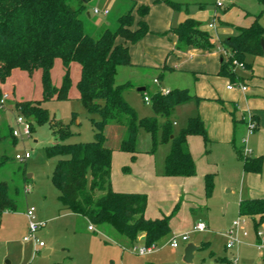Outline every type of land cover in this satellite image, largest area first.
I'll return each mask as SVG.
<instances>
[{
    "label": "trees",
    "instance_id": "trees-1",
    "mask_svg": "<svg viewBox=\"0 0 264 264\" xmlns=\"http://www.w3.org/2000/svg\"><path fill=\"white\" fill-rule=\"evenodd\" d=\"M91 0H0V84L5 83L15 69L28 73L43 72L45 99L56 93L59 99H68L71 85L69 68L72 63L81 67L78 83L80 100L93 120L94 140L88 143H66L73 133L61 121L52 123L56 143L46 147L48 157H59L52 175V183L59 192L61 211H69L86 217L92 225L110 226L117 234L132 244L145 235V245L157 244L167 236L170 217L158 220L145 218L148 197L145 194L118 193L112 188L111 172L114 149L109 146V128L120 137L118 151L135 155L138 152L140 131L152 138V150L159 144H170L166 157V177H194L196 164L188 148L189 136H201L207 141V131L199 115L189 118L185 127L176 130L171 120L173 112L180 106L198 101L189 89H174L167 94L158 91L149 95L154 116L140 118L134 108L125 100L124 93L132 84H117L120 67L131 65L130 48L121 43L135 44L149 33L143 20L149 7H132L116 19L112 25H102L93 35L86 29L82 14ZM264 3V0H259ZM176 8L171 0H156ZM141 17L136 25V14ZM236 36L223 40L228 60L222 59L220 75L235 84L242 82L236 71V63L250 69L247 56H261L264 53L262 41L264 29L255 21L249 28H238ZM178 38L177 50L194 48L206 52L217 49L212 36L201 30L198 22L187 19L170 30ZM56 59H61L66 69L62 89L56 90L51 82V70ZM2 93L0 91V100ZM15 110L39 126L51 123L49 111L41 102H19ZM75 120V117H74ZM32 125V133L34 126ZM6 128V127H5ZM0 139H5L1 135ZM109 129V130H108ZM13 145L18 140L13 130L6 128ZM238 157L247 172L259 173L263 158L252 159L238 150ZM133 160L135 156L132 157ZM7 161L0 153V169ZM214 190L213 175L206 176V194ZM19 188L16 187V193ZM18 201L11 195L10 185L0 181V217L5 212H16ZM240 215L260 223L264 222V199L245 200L240 204ZM226 264H234L227 259Z\"/></svg>",
    "mask_w": 264,
    "mask_h": 264
},
{
    "label": "rangeland",
    "instance_id": "rangeland-1",
    "mask_svg": "<svg viewBox=\"0 0 264 264\" xmlns=\"http://www.w3.org/2000/svg\"><path fill=\"white\" fill-rule=\"evenodd\" d=\"M204 1L210 5L214 0ZM231 1L227 0L225 6L221 9L222 11L220 10L218 13L217 20L214 21L217 29H220L222 23L234 29L245 28V26L248 27L257 20L264 29V3L259 0H233V3H230ZM103 2L104 4H102ZM121 4H118V2L113 3L110 0H91L87 2L86 10L81 15L87 31L95 35L102 25H112L122 13V9L119 7L122 6ZM207 4H205V7L208 6ZM96 6L102 10H110V14L107 17L96 15L94 13ZM227 8H230V10L223 13ZM223 16L226 17L223 18ZM217 45L219 44L217 43ZM257 57L264 59V53ZM228 58L227 55L226 60ZM255 59L254 56L246 57L250 69L244 66L236 67L238 75L244 80L246 79L244 75L247 76L248 73L255 77L254 67L261 66L260 63L256 64ZM132 72L129 68H122L118 73L117 83H135V80H133L134 73ZM156 74L151 72L146 77L145 85L149 95H153L157 90L158 86L154 80L159 78L155 76ZM69 76L71 85L68 91V99L65 100L59 99L56 93L51 99H45L43 72L41 70L32 73L22 70L13 71L11 77L5 83L0 84L2 95L8 94L10 96L8 100L9 108L14 110L15 104L19 102H41L42 107L49 111L51 121V123L39 126L31 120L34 126L32 136L17 139L16 145H13L11 138L5 137L8 135L7 130L3 131L2 129L1 131V135L5 139H0V153L6 155L7 161L0 169V181L9 183L11 195L18 201V209L13 213L5 212L0 217V264H121L122 257H119L118 260V256L116 257L118 249L115 248L125 249L127 258L132 262L145 259L139 257L134 251V246L124 244L110 226L93 225L97 229V234H91L88 231L91 223L81 217L71 216L54 219L60 213L62 206L59 201V192L52 183V175L60 158H50L46 153V147L56 143L51 125L55 121H61L64 125L70 127L73 135L65 141L66 143H88L94 140L92 121L100 120L98 115H91L80 100L78 83L81 79V67L78 63L71 64ZM65 77L66 69L63 62L61 59H56L51 70V82L56 90L60 91L62 89ZM189 78L186 79L185 76L180 74H168L165 76V80H162V85L174 90L176 89L174 87H177L176 84L191 83L190 89L194 91L195 78ZM225 79L228 80L229 85H234L230 79ZM170 84L174 87H170ZM137 90L138 88H135L124 93L131 107L135 109L140 118L146 115L148 117L154 116L151 105L144 102V92H138ZM236 90H240V88L236 87ZM189 111V108L186 111L182 109L177 115L175 111L173 112L171 120L176 130L186 126V113ZM237 111L235 107L232 114H236ZM58 116H60L59 119ZM14 120L11 112L4 113L0 126L4 125V127L12 130L15 127ZM108 134L109 146L118 149L121 136L117 133L114 134L111 129ZM241 135L242 133L237 135V145L241 143ZM150 143L152 145L150 136L141 130L138 150L143 151L148 146L150 148ZM204 143L206 152L209 153L212 149V142L209 137ZM170 149V144L161 143L158 145L155 151L158 163L163 162L166 152ZM26 152L31 154L26 162L16 160L17 154L23 155ZM249 155L247 156L249 157ZM228 169L231 170L230 164H223L222 172ZM30 175H32V178L29 177ZM212 175L214 190L206 207L196 209L195 212L189 209L188 213H181L182 220L181 218L177 220L178 224H176L178 226H176L177 229H180L178 233H183L179 235H189V241H180V248L177 251L184 250L187 243L202 247V250L197 251L196 261L192 264H226L223 261L224 259L232 261L234 264H264V251L258 250V245L260 243L264 244V222L260 223L259 219L253 221L249 217L241 216L238 213V191L241 181L239 179H232L234 182L229 180L231 186H227L225 177L220 182L216 173ZM26 185L31 188L29 194H25ZM16 187L19 188L18 193H16ZM29 207H35L40 217L51 220L48 228H43L37 234L38 239L45 243V248L40 249L37 253L33 242L27 243L23 240L28 235V220H26L27 217L25 218V212ZM174 211H176V207L173 213ZM235 220H241L245 224L239 230L240 243L232 249H228L226 246L230 240L226 236V231ZM199 222L208 225L207 231L203 233L194 232V227ZM245 232L247 233L246 236H244ZM257 232L263 234L261 240L258 239ZM174 236L172 235V238ZM48 250L52 251L51 254L45 255ZM175 252L166 249L161 254L172 257ZM149 257L151 256H147V258ZM181 264L187 263L182 262Z\"/></svg>",
    "mask_w": 264,
    "mask_h": 264
},
{
    "label": "crops",
    "instance_id": "crops-1",
    "mask_svg": "<svg viewBox=\"0 0 264 264\" xmlns=\"http://www.w3.org/2000/svg\"><path fill=\"white\" fill-rule=\"evenodd\" d=\"M110 1L113 3L118 2V4L122 2V6H119L122 9V13L128 11L134 3L137 4V8L141 6L149 7L147 16L143 18L148 25L149 33L135 44L121 41V43L128 45L130 48L131 65L120 67L118 73H120L122 68H129L133 71V80H135V83H131L132 88L127 91L138 88L137 91L139 92L140 89L145 88L144 91H140L145 92L147 90L145 85L147 81L146 77L151 72L157 73L155 76L159 78L154 80V82L158 81L156 83L158 86L156 92L172 90L162 85V80H165V76L168 74H180L185 76L186 79H190L189 77L195 78L194 91L190 89L191 83L176 84L175 86L177 87H174L172 84L169 85L176 89H189L198 98L197 102L193 100L186 105L178 107L175 110V114L180 113L182 109L186 111L189 108L190 111L186 113V124L189 118L199 115L204 122L207 138L209 137L212 142V149L207 153L203 137L195 135L188 137V148L197 169V174L194 177H166L164 175L165 161L170 151L166 152L163 162L158 163L155 152H151V143L150 148L148 146L143 151L138 150L135 155L114 149L111 172L113 190L118 193L147 195L148 204L145 218L148 220H158L170 217L171 229L167 236L157 242L158 250L147 255L151 257L139 256L145 259H140L139 262H132L127 258L125 249L115 248L118 249L116 257L118 256V260L122 257L120 260L121 264L185 263L183 260L185 249L177 251L180 245L177 249L171 248L170 241L172 240V235L181 236L179 234H183L178 233L180 229H177V220L183 219L182 214L184 212L188 213L189 209L195 212L196 209L205 208L207 202L211 199L212 195L207 197L206 194V176L216 173L220 182L225 177V184L227 186H231L229 180L231 182H234L232 179H239L241 181L238 191V213H240V204L243 201L264 198V59L256 57V64L260 63L261 66L258 68L254 67L255 77L247 71V76L244 75L246 79L235 83V89L229 90L228 87L230 85L228 84V80L220 75L222 59L226 58L225 53L227 54V50L222 45H217V49L212 52L194 48L177 50L178 38L174 33L170 32L172 28L181 25L187 19H193L198 22L201 30L209 33L213 41L218 44L227 38L236 36L238 34L237 29L224 25V23H222L220 29L216 28L214 21L217 20V15L222 9L216 6L217 0H214L211 4L209 3L210 5L204 0L183 2L171 0L176 5V8L168 3H157L156 0ZM230 3H233V0ZM205 4L208 6L205 7ZM95 9L102 10L98 6ZM229 10L230 8H227L223 13ZM225 17L223 16V18ZM141 20V17L136 14V25L133 27V30L137 29V23ZM210 25H213V27H210ZM248 27L245 26V28ZM239 85L246 86L247 91L236 90V87L239 88ZM125 100L129 103L126 97ZM235 107L238 111L233 115L232 112ZM7 112L10 111L7 110L2 113L0 121L3 120V114ZM250 118H253L257 123V129L254 133H250L248 129ZM1 127L3 131L6 130L4 125L0 126V129ZM238 133H242L239 145H237ZM150 139L152 141L151 136ZM238 150H242L243 153L245 150H248L250 152L249 158L252 159L263 158L261 171L259 173L245 171L244 163L238 157ZM133 156H135L134 160ZM223 164H230L231 170L228 169L222 172ZM29 177L32 178V175ZM228 192L231 193L233 191ZM175 207L176 211L173 213ZM71 216L81 217L90 222L82 215L69 211H61V209L58 216L54 219ZM37 218L40 221L46 222L44 229L48 228L51 220L44 219L38 214ZM88 231L91 234H97V229L93 232L88 227ZM118 237L122 239L124 244L129 246L145 245V235L140 236L139 241L135 244H132L127 238L119 234ZM166 249L176 252L172 257L163 256L161 253ZM39 250H35L36 253ZM51 252V250H48L45 255H49ZM196 253L194 254L193 263L197 258Z\"/></svg>",
    "mask_w": 264,
    "mask_h": 264
},
{
    "label": "built area",
    "instance_id": "built-area-1",
    "mask_svg": "<svg viewBox=\"0 0 264 264\" xmlns=\"http://www.w3.org/2000/svg\"><path fill=\"white\" fill-rule=\"evenodd\" d=\"M227 0H217L216 6L219 8H223L224 5L226 4ZM94 13L96 15H102L104 17H107L110 14L109 10H100V9H95ZM210 27H213V25H210ZM226 51V50H225ZM224 51V52H225ZM227 54L225 53V57H227ZM237 66H243L242 64H237ZM158 83V81H156ZM243 92L247 91L246 86L239 85L238 86ZM229 90L235 89L234 85H230L228 87ZM163 93L167 94L168 91L161 90ZM10 99V96L8 94L2 95L1 100H0V120L2 119V113L4 111L9 110L13 115L15 119V127L12 129L13 130V136L17 139L19 138H24V137H31L32 136V125L31 123L23 117L18 111L15 110H10L8 107V100ZM144 101L147 104L151 103V98L148 94H145L144 96ZM248 129L250 133H254L257 129V123L253 118L249 119L248 122ZM250 152L248 150L244 151V155L247 156ZM31 157V154L29 152H26L25 154H17L16 155V160L19 162H26L29 158ZM30 186L26 185L25 186V194H29L31 192ZM27 220H28V235L23 239L25 242H33L35 245V250H39L42 248H45V243L40 241L37 237V234L39 233L40 230L46 227V222L40 221L37 218V210L35 207H29L26 210L25 213ZM245 224V222H242L241 220H235L230 228L226 231V236L229 238L230 242L227 244L228 249H232L236 244L240 243V236H239V230L242 227V225ZM207 225L205 223H198L194 227V232H199L203 233L207 231ZM90 231H96V228L91 224L89 226ZM247 233H244V236H246ZM263 234L261 232H257V237L259 240H261ZM189 239L188 235H181V236H175L172 238L170 241V247L173 249H177L180 245V241L187 242ZM158 250L157 244H152L150 246L147 245H142V246H134V251L139 255V256H147L155 251ZM258 250L259 251H264V244L260 243L258 245Z\"/></svg>",
    "mask_w": 264,
    "mask_h": 264
},
{
    "label": "water",
    "instance_id": "water-1",
    "mask_svg": "<svg viewBox=\"0 0 264 264\" xmlns=\"http://www.w3.org/2000/svg\"><path fill=\"white\" fill-rule=\"evenodd\" d=\"M89 16H90V14H89ZM262 46L264 49V40L262 41ZM144 90H145V88H142V90L140 89L139 92L144 91ZM59 118H60V116H58V119ZM199 250H201V247H198L193 243L187 244V246L184 250V258H183L184 262L187 264H192L194 261V254Z\"/></svg>",
    "mask_w": 264,
    "mask_h": 264
}]
</instances>
